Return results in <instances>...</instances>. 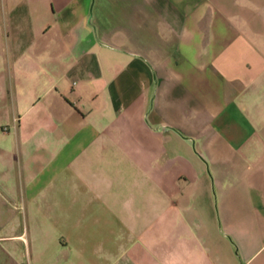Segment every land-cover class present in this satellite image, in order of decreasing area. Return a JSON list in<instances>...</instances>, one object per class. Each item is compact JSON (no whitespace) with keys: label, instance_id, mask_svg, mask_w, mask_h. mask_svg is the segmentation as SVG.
I'll return each mask as SVG.
<instances>
[{"label":"crops","instance_id":"1","mask_svg":"<svg viewBox=\"0 0 264 264\" xmlns=\"http://www.w3.org/2000/svg\"><path fill=\"white\" fill-rule=\"evenodd\" d=\"M0 264H264V0H0Z\"/></svg>","mask_w":264,"mask_h":264}]
</instances>
